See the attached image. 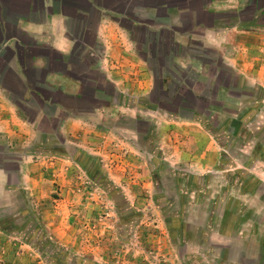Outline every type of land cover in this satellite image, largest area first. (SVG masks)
Masks as SVG:
<instances>
[{"label": "rangeland", "instance_id": "rangeland-1", "mask_svg": "<svg viewBox=\"0 0 264 264\" xmlns=\"http://www.w3.org/2000/svg\"><path fill=\"white\" fill-rule=\"evenodd\" d=\"M171 51L210 63L181 64L200 86L215 91L223 76L217 107L175 115L113 93L129 106L105 110L99 95L68 145L41 146L64 157L44 182L0 195V264H264V87L213 49L169 47L159 57L169 91L180 78Z\"/></svg>", "mask_w": 264, "mask_h": 264}, {"label": "crops", "instance_id": "crops-1", "mask_svg": "<svg viewBox=\"0 0 264 264\" xmlns=\"http://www.w3.org/2000/svg\"><path fill=\"white\" fill-rule=\"evenodd\" d=\"M163 33L170 36L158 44L213 49L264 87V0H0V195L37 189L49 162L64 158L41 146L57 136L68 145L85 127L87 113L73 115L59 104L82 93L81 76L100 75L112 86L110 96L97 94L109 98L105 110L129 106L110 100L113 93L149 96L154 76L137 41ZM195 62V55L173 61L181 68ZM33 90L53 94L57 103Z\"/></svg>", "mask_w": 264, "mask_h": 264}, {"label": "trees", "instance_id": "trees-1", "mask_svg": "<svg viewBox=\"0 0 264 264\" xmlns=\"http://www.w3.org/2000/svg\"><path fill=\"white\" fill-rule=\"evenodd\" d=\"M139 33H140L139 35L142 34L141 32ZM169 36H170L169 33L160 34L159 35L160 39L156 41L155 35H150L148 38L150 40H147L145 44L147 46L148 52L146 51V53H144L142 57L146 61L149 69L152 71L153 76H154V86H153V89L150 95L148 96V101L153 105H157L158 107H160L161 109L165 110L167 113H170V114L177 115V114H180L181 112H186L192 116H201V117L206 116L207 114H209L211 108L217 107L215 104L218 98V92L220 90L227 89V86H224L221 84L223 81V76L219 78L217 88L215 91H211L210 87L205 88L203 86H200L199 82L201 81L200 80L201 76L198 75L197 79L192 80L190 77V73L193 69L191 67H189L188 69H183L176 64L174 65L173 61L176 55L170 56L173 53V51H171L170 53H168V55L170 56L169 64L172 66V69H175V71H177L180 78L173 77V84H174V87H172L173 91L171 90L169 91L170 85L168 82L169 80H171V77L163 78L162 73L165 70V67H164V64L161 63V60L159 59V57H162V56L166 57L167 56L166 50L169 47L172 50H180V48L172 44H158L160 43L158 41H160L161 39L167 41ZM140 41L142 42V44H144V41L142 40ZM138 44L139 43L137 41L138 51H142L141 49L142 46H139ZM191 45L194 47V48L192 47L193 50L199 49V48L208 49V48L202 47L200 44H191ZM78 47L79 46L77 45L75 49V52L77 53H79ZM49 54L51 55V57L54 58L53 60L57 61L58 59L57 55H55L53 52H49ZM201 57L202 55L200 54L195 55V59H196L195 65L200 66L201 69H206V67H208L210 63L205 62L204 60H202ZM75 59H76V54H75V57L73 55V57L71 58V62L73 64H75L74 63ZM71 67L76 69L74 65H71ZM53 69H55V67H53ZM170 72L167 71L166 74L171 75ZM74 76H76V70L75 72L69 73V77H74ZM80 79L83 80V81L80 80L81 83L83 84L82 93L75 98L67 97V96L62 97L63 101L61 100L62 102L61 103L59 102L61 106L67 107L68 111L72 113L73 115L86 114L90 110L96 109L97 104L95 100L97 98V94L101 93V94L110 96V94L112 93V92L111 93L103 92L99 87H97L98 84L95 85L92 82H89V81H93L95 83L99 80V78H97V81H96L93 76L91 77L81 76ZM33 92L38 94L42 99H47V100L52 101V103H57V102H54L53 94L49 95L42 91L40 92L39 90L38 91L33 90ZM64 100H67V102H64ZM162 102L171 103L175 106L173 110L166 109L161 104ZM204 103L206 104V106L200 107V105Z\"/></svg>", "mask_w": 264, "mask_h": 264}]
</instances>
